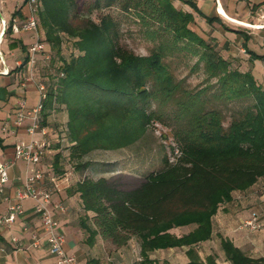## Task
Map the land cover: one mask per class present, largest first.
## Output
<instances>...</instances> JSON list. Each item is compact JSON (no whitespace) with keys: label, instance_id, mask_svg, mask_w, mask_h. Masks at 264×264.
<instances>
[{"label":"trees","instance_id":"1","mask_svg":"<svg viewBox=\"0 0 264 264\" xmlns=\"http://www.w3.org/2000/svg\"><path fill=\"white\" fill-rule=\"evenodd\" d=\"M82 1L41 0L38 12L50 62L61 60L44 79L42 123L48 126L56 110L67 113L63 152L55 155L52 173L64 172L68 163L82 173L93 166L91 153L130 147L159 122L171 129L179 150L134 189L105 176H85L70 186L84 210L85 242L92 246L101 235L121 248L136 237L138 264H154L150 253L156 250L182 247L185 264H219L213 254L201 258L197 247L212 238L221 205L264 178V84L225 56L214 38L196 32L194 14L174 4L184 1L201 15L194 0H84L90 12L119 5L133 13L153 43L148 54L121 44L119 23L110 14L99 21L81 15ZM66 42L73 48L69 57L63 55ZM172 57L194 59L189 75L202 72L203 81L188 87L187 76H176ZM190 225L195 227L181 235L171 231ZM220 243L230 264H264V256H251L228 237L220 235Z\"/></svg>","mask_w":264,"mask_h":264},{"label":"crops","instance_id":"2","mask_svg":"<svg viewBox=\"0 0 264 264\" xmlns=\"http://www.w3.org/2000/svg\"><path fill=\"white\" fill-rule=\"evenodd\" d=\"M194 2L201 15L189 5L185 6L194 14L196 32L205 38H214L225 56L240 62L243 69H250L257 81L264 84V24H259L262 26L260 28L237 24L227 20L220 13V7H222L233 19L251 25L258 24V22H264L262 19L264 0H194ZM27 13V0H0V31L1 19L23 20ZM204 16L216 20L208 23ZM31 41L33 39L29 32L9 31L3 37L0 46L5 56V63L0 64V138L2 140L0 158L2 159L12 158L16 144L29 142L33 138L27 131L29 120L20 126L12 125L10 128L7 126L14 117L17 104L22 98L26 99L29 107L35 106L39 99V93L34 84H30L26 89L22 88L19 75L20 69L26 67L27 50ZM251 54L258 57H252ZM42 60H39L37 73L40 78L47 79L49 66L46 67ZM2 69L8 70V74L2 73ZM47 123L52 131L48 135L51 146L46 149L42 159L46 180L52 174L55 155L62 153L59 140L66 129L67 113L65 110H56L49 116ZM34 137L41 139L42 135L37 133ZM32 167L24 161H17L10 171L6 195L14 197L17 188L22 186ZM66 169L67 165L63 170ZM87 175L86 170L82 174L74 170L70 177L71 186ZM53 201H60L65 206L64 211H58L55 215L60 222V231L66 237V251L77 257L78 264H100L99 256H104L105 250L112 246L101 235L92 246L85 242L86 232L80 227V217L84 214V210L79 195L67 189L54 193ZM22 204L24 212L16 222L11 226L0 227V264H56L55 257L49 253L47 242L43 237L41 218L34 210L35 201L25 199ZM8 206L9 202L5 199V195L0 193V216L8 212ZM262 212H264V178L246 192H234L232 201L222 204L214 216L213 227L215 223H218L221 226L222 235L230 238L251 256H264V218L262 227L253 232L243 229L240 225L251 214L257 213L262 216ZM34 235L40 237V243L37 246L32 244ZM152 253H150L151 259H153Z\"/></svg>","mask_w":264,"mask_h":264},{"label":"built area","instance_id":"3","mask_svg":"<svg viewBox=\"0 0 264 264\" xmlns=\"http://www.w3.org/2000/svg\"><path fill=\"white\" fill-rule=\"evenodd\" d=\"M28 13L23 20L12 18L10 21L1 19L0 46L3 37L9 31L20 33L29 32L33 41L28 46L26 67L20 69L19 75L22 88L26 89L30 84H34L39 93V99L35 106L29 107L25 98H22L17 104V110L9 126H20L26 120H29L27 127L28 133L33 137L29 142H20L15 145L14 156L10 159L0 158V193L5 195L9 202L8 212L0 216V227L13 225L18 217L24 212L22 202L25 199L35 201V212L40 216L42 222L43 237L48 246V251L55 257L56 264H78L77 257L70 254L65 249L66 237L60 231V222L55 213L64 211L65 206L62 202H54V193H60L71 186V174L75 170L72 163L67 164V169L62 173H52L46 180V171L42 167V159L46 149L51 146L48 135L51 133L49 126L42 123V110L47 97L48 86L44 79L37 73L40 59L51 61L52 51L48 48L43 39L40 29L38 12L41 7V0H27ZM245 52L244 50H242ZM5 56L0 48V64L5 63ZM2 73L8 74V70L2 69ZM40 133L41 139L34 136ZM59 142H63L60 138ZM62 150V149H61ZM177 155L179 150L176 149ZM63 152V151H62ZM24 161L33 167L26 176L21 187L17 188L14 197L6 195V187L10 180V171L17 161ZM48 181V183H47ZM242 227L256 231L262 227V219L259 214H251L242 222ZM40 243V237L33 236L32 244L37 246Z\"/></svg>","mask_w":264,"mask_h":264},{"label":"rangeland","instance_id":"4","mask_svg":"<svg viewBox=\"0 0 264 264\" xmlns=\"http://www.w3.org/2000/svg\"><path fill=\"white\" fill-rule=\"evenodd\" d=\"M86 1L88 0H85V2ZM174 4L179 9L188 8L185 6L186 4L184 1H174ZM105 14H110L119 23L121 30L120 42L124 47L138 54L150 53L153 43L144 38L140 31V26L134 19L133 13L124 11L119 5L90 12L87 3H84V0L82 1L81 15L89 16L99 21ZM262 19L264 21V17ZM78 20L80 21V19ZM258 24H264V22H258ZM72 51L73 48L71 44L66 42L63 48L64 57H69ZM42 61H44L46 67L49 66V73H52L54 72L53 70L60 65L61 60L59 56H55L52 63L45 60ZM168 61L172 65L178 78L187 76L188 87L194 88L203 81L204 74L202 72L189 75L188 69L194 63V59L187 61L182 58L172 57L169 58ZM45 76H47V73H45ZM228 121L229 118L227 122ZM174 147L175 142L171 129L160 122L155 123L150 127L148 133L142 140L130 147L113 151L99 150L91 153L87 159L93 161V166L92 168L86 169V172H88L87 176L90 175L94 178L100 176L114 178L122 189H134L145 181L146 176L150 172L158 171L163 167L164 156L170 158L171 161L176 159L177 151L173 149ZM260 217L261 219L264 218V212H262V216ZM240 225L242 227V223ZM194 227L195 225L184 226L174 228L171 231L177 235H181L189 232ZM242 228L249 232H253L244 227ZM220 235H222L221 226L215 223L212 238L200 243L197 247L199 254L203 259H205L207 255L213 254L217 257V262L219 264H230L221 248ZM110 244L112 247L105 250L104 256H99L100 264H138L142 259L139 241L136 237H133L127 246L121 248H117L112 243ZM186 251V247L164 249L153 252L151 257L155 261L154 264H184L188 261ZM116 254L119 256H115Z\"/></svg>","mask_w":264,"mask_h":264},{"label":"bare ground","instance_id":"5","mask_svg":"<svg viewBox=\"0 0 264 264\" xmlns=\"http://www.w3.org/2000/svg\"><path fill=\"white\" fill-rule=\"evenodd\" d=\"M220 13H221V15H222L224 18H226L227 20L232 21V22H234V23H237V24H243V25H246V26H252V27H256V28H260V27H262V26H260L259 24L251 25L250 23H247V22H241V21H238V20H236V19H233V18H231V17H229V16L227 15V13L225 12V10H224L222 7H220Z\"/></svg>","mask_w":264,"mask_h":264}]
</instances>
